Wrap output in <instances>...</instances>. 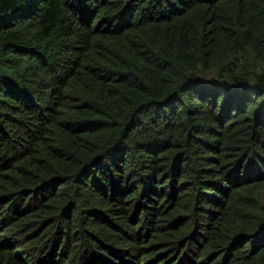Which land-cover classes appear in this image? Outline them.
Wrapping results in <instances>:
<instances>
[{"label": "trees", "instance_id": "trees-1", "mask_svg": "<svg viewBox=\"0 0 264 264\" xmlns=\"http://www.w3.org/2000/svg\"><path fill=\"white\" fill-rule=\"evenodd\" d=\"M0 264H264V0H0Z\"/></svg>", "mask_w": 264, "mask_h": 264}]
</instances>
